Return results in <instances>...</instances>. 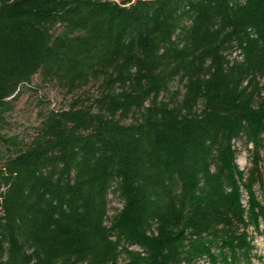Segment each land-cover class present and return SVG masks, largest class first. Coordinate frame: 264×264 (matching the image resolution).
<instances>
[{"label":"trees","instance_id":"1","mask_svg":"<svg viewBox=\"0 0 264 264\" xmlns=\"http://www.w3.org/2000/svg\"><path fill=\"white\" fill-rule=\"evenodd\" d=\"M36 74L96 92L24 143ZM262 148L264 0H0V264H250Z\"/></svg>","mask_w":264,"mask_h":264},{"label":"rangeland","instance_id":"2","mask_svg":"<svg viewBox=\"0 0 264 264\" xmlns=\"http://www.w3.org/2000/svg\"><path fill=\"white\" fill-rule=\"evenodd\" d=\"M122 2L124 0H113ZM96 85L90 83L88 86L69 92L54 81H43L40 74H36L27 85H22L14 97L12 110L6 115L3 133L7 136L16 135L24 143H28L40 126L43 115L49 110L66 109L75 99H83L87 96H95ZM85 102H87L85 100ZM238 154L236 163L240 169L247 171L250 168L249 153L241 143H237ZM260 171L264 177V148L260 152ZM256 195L259 201L263 195L256 187ZM110 205L115 208L121 206L120 201L110 197ZM254 244V257L250 264H264V233L250 229ZM195 264H208L199 261Z\"/></svg>","mask_w":264,"mask_h":264}]
</instances>
